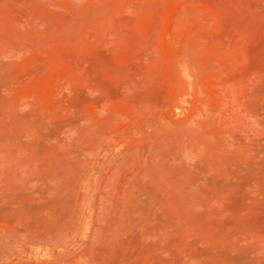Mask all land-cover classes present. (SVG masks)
<instances>
[{
	"label": "rangeland",
	"instance_id": "rangeland-1",
	"mask_svg": "<svg viewBox=\"0 0 264 264\" xmlns=\"http://www.w3.org/2000/svg\"><path fill=\"white\" fill-rule=\"evenodd\" d=\"M0 264H264V0H0Z\"/></svg>",
	"mask_w": 264,
	"mask_h": 264
}]
</instances>
